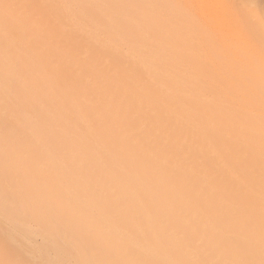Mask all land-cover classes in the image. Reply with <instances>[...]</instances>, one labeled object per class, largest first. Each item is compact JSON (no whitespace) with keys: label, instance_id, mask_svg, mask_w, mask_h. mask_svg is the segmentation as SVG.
Instances as JSON below:
<instances>
[{"label":"bare ground","instance_id":"bare-ground-1","mask_svg":"<svg viewBox=\"0 0 264 264\" xmlns=\"http://www.w3.org/2000/svg\"><path fill=\"white\" fill-rule=\"evenodd\" d=\"M165 1L0 0V264H264V104Z\"/></svg>","mask_w":264,"mask_h":264},{"label":"rangeland","instance_id":"rangeland-1","mask_svg":"<svg viewBox=\"0 0 264 264\" xmlns=\"http://www.w3.org/2000/svg\"><path fill=\"white\" fill-rule=\"evenodd\" d=\"M172 2L177 3L181 7V9L184 11V13H185V19H184L185 24H199L204 29V31L200 32L196 36L198 47L202 46V45L204 46L205 51H204L203 56L201 55L202 54L201 53L200 54L201 56L198 57V56H196V53L193 52V54L186 59L187 67H188L189 71L191 72L189 84H191V85L203 84L207 87H209V85H211V84H218L220 86L219 89H222V91H225L229 88H233L235 86V84H241V85L246 86V87L255 86L256 89L254 90V94H253L254 96L252 95L253 96L252 99H255V101H259V107H260L261 103L264 104V0H166L165 1L166 7L171 8L169 4H171ZM167 29H169V28L167 27ZM178 63H179V61H178ZM250 65H251V67H250L251 72L246 73V66H250ZM236 68H238L239 70L241 69V72L239 75L233 73V72H235ZM196 69L206 70L207 75L205 77L197 76V78H196V76L194 75V72L196 71ZM255 112H258V114H259V111L256 110ZM147 184L148 183H146V185ZM144 185H145V183H144ZM148 185L146 186L147 188H148ZM151 186H152V184L149 187H151ZM260 186L262 187V185L257 186V191L264 189V187L262 189H260L261 188ZM262 191L260 192V194L262 193ZM170 192L171 191H169L166 194L164 193V195H165L164 198H165L167 203H171V201L174 202L173 201L174 199H175L176 203L177 202L180 203V200L182 203L183 200L180 199L182 194L181 195L178 194L175 196L172 192H171L172 194ZM148 193L149 192L146 191L145 194H147V197L149 198L151 195L148 196ZM256 193H257V198L255 199V197H253V199L255 200L254 201L255 207L257 209H259V211H258L255 208V211L257 210L256 212L261 215V216H259L260 218L258 217L259 218L258 220L256 218L257 223L258 222L260 223L259 220H261V217H264V215L261 214V211H263V213H264V209H262L260 211V209L264 205L263 204L264 203V196H263L264 191L261 194L262 196L258 192H256ZM256 193H255V196H256ZM139 194H141V192ZM145 194H144V198H142L144 200L146 199ZM258 194L260 195V197H258L259 196ZM161 195H162V193H161ZM183 195H185V194H183ZM190 195H192V194H190ZM190 195H189V193H187V195H186L187 200H184V201H190V200H188V198L191 197ZM154 196H158L160 198L159 199L156 197L157 199L160 200L161 204L166 203L163 199L161 200L163 195L160 196L159 194H157V195L153 194V197ZM178 196H179V198L177 199ZM141 197H143V195L140 196L139 198L141 199ZM153 197H151L150 199H153ZM173 197H174V199H173ZM156 198H154V199L156 200ZM170 198H172L173 200H171ZM194 198L195 197H193V200H194ZM213 198L214 199H212V200L216 199L215 197H213ZM142 199L140 200V202L142 201ZM154 199L151 200L152 202L154 201V203H152L150 200L148 202L152 203V204L149 203V205L151 204V206L155 207V205H158L156 203L157 202L159 203V200L158 201L156 200L157 202L155 203ZM167 199L168 200L170 199V200L167 201ZM261 199H263V200H261ZM193 200H191L190 203H194ZM200 200H201L200 202L203 201L202 199H200ZM162 201H164V203ZM184 201H183V203H184ZM258 201H259V204H257ZM261 201H263V202H261ZM142 203H147V201L146 202L142 201ZM161 204H159V205H161ZM194 204L198 205L196 200H195ZM204 211H206V210L204 209ZM256 212H254V213H256ZM204 213H206V212H204ZM258 214H257V216H258ZM163 216L166 217V215H163ZM257 216L253 215V218H255ZM160 217H161V215L158 216V218H160ZM193 217H195V216H193ZM193 217L191 219L192 221H198V219H194ZM168 218H170V217H168ZM168 218L166 217L167 220L166 219L163 220L164 218L162 219V217H161V219L159 220L160 224H161V220L163 222H165V221L169 220ZM263 219L264 218H262V220ZM146 220H147V218H146ZM146 220H144V222H145L144 224H146ZM171 220L172 219L170 218L169 221H171ZM192 221L188 224H192ZM128 222L130 223V221H128ZM212 222H213V220L211 222H207V221L205 222L204 221L202 223L204 225V223H212ZM234 222L237 223L236 220ZM254 222H255V220H254ZM263 222H262V224H260L261 227L264 224ZM193 223H195V222H193ZM217 223H218V221H217ZM217 223L215 224L216 226H213L214 224L211 225L214 228V230L218 229V227H219V225H218L219 223L218 224ZM257 223H254L255 226L253 224V227L255 229L257 226H258L257 228H260L259 224H257ZM144 224H143V228L146 229L147 224L146 225H144ZM197 224H199V221L197 222ZM199 225L200 226L198 228V226L195 223L194 228L196 226L195 229L198 228L201 230L200 227L203 228V226H201V224H199ZM155 226H158V224ZM211 226L209 225V228ZM204 228L202 231H205L207 229V226ZM209 228L206 231H209L211 234L212 230ZM130 229H128V230H130ZM130 232H131V230H130ZM195 233H200V231L199 232L195 231ZM204 233H206V232H204ZM131 234H132V232H131ZM131 237H132V235H130L129 238H131ZM145 239H146V237H145ZM145 239H144V242H145ZM128 242H131V241L128 240ZM128 246H129V244H128ZM129 249H128L129 253L127 254L128 255L127 263H128V259H129V263H132L131 260H133V257L130 255L131 252ZM141 250H142V252H141ZM141 250L137 254L138 255L137 257L141 261H144V262L147 261L145 264H148L149 253L144 254V252H146V248H145L144 244H143V247L141 248ZM148 250H149V247H148ZM147 252H149V251H147ZM226 253H228V252H226ZM230 253L233 256V252L229 251V254ZM229 254H225L226 257ZM231 254H230V256H231ZM145 255H147V257ZM230 256H228L227 258H230ZM144 262H141V263L144 264Z\"/></svg>","mask_w":264,"mask_h":264}]
</instances>
